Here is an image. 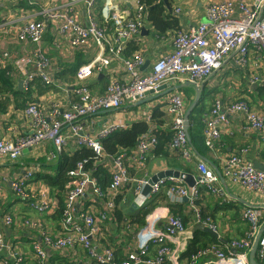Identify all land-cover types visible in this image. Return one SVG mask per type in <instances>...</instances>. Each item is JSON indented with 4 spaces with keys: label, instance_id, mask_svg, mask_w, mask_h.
<instances>
[{
    "label": "built area",
    "instance_id": "obj_1",
    "mask_svg": "<svg viewBox=\"0 0 264 264\" xmlns=\"http://www.w3.org/2000/svg\"><path fill=\"white\" fill-rule=\"evenodd\" d=\"M4 1L12 4L18 0ZM56 1L47 0L48 3ZM122 2L127 4L128 0H63L59 5L44 7L36 16L18 26L8 21L3 23V26L8 27V33L16 35L19 41L41 45L33 54L23 55L15 61L8 51L0 50V67L13 60L16 68L23 71L21 74L27 85L36 76L48 83L51 81V59L42 48L49 22L56 24L52 36L54 47L63 43L76 50L95 41L98 50L76 72L74 102H68L65 107L60 98L56 99L48 115L36 103L27 105L24 113L30 124V132L25 136L2 137L0 161H14L24 149L45 141H51L54 145L51 154L53 160L69 145V139L74 138V144L91 149L98 161H104L105 157L112 158L108 165L112 184L106 192L100 189L91 171L85 166L87 159L77 162L76 167L68 171L70 181L62 201L61 198H53L49 192L30 187L33 176L30 172L14 179L12 189L18 200L26 201L29 208L40 215L49 210L59 211L64 206V216L60 221L62 233L52 232L40 216L29 219L30 216L3 208L0 210V264H60L51 263L50 252H61L62 257H68L65 252L74 251L76 247L85 250L91 264H251L250 250L264 220L260 209L245 208L242 218L248 223L249 230L243 238L228 240L226 250L213 244L182 260L185 243L191 236L182 218L170 212L168 203L187 202V207L196 215L192 222L206 225L219 233L217 224L209 218H202L196 203L203 189L216 197L224 196L222 200L228 198L217 173L206 163L199 162L198 176H194L192 186L186 184L188 174L185 172H179L177 176H164L153 182L147 175L146 166L148 155L156 143L154 135L144 134L129 152L121 151L116 156H107L103 140L128 125L122 121L109 122L98 133L92 134L89 133L87 119L101 111L119 110L127 101L135 104L148 91L158 92L163 84L183 77L199 85L232 59L235 61L233 66L245 69L251 53L263 57L264 0H214L207 4V19L190 31L175 33L172 50L157 58L145 74L141 73L145 63L141 53L124 56L126 42L136 38L145 28V6L135 0L133 9H130ZM80 3L85 5L87 24L77 17L76 7ZM113 60L123 63L128 80L111 78L104 94H93L89 89V79L101 73ZM28 65H32L31 71L26 70ZM249 84L264 86V77L252 75ZM214 102L213 107L203 116L207 147H215L221 135V126H227L232 116H239L248 128L258 132L264 139V108L256 109L244 98L225 103L216 97ZM163 104L171 119L173 136L170 148L181 153L183 158L190 159L191 143L185 131L186 96L175 89L168 94ZM150 118L147 116L146 120ZM65 126L69 128L68 135ZM246 152V149H242L241 152L226 155L222 159V174L231 183L264 196V171L256 169L245 158ZM129 169H134V172L131 173ZM89 186L96 197L105 201L104 209L96 211L91 207L79 208L78 200L86 195ZM146 186L150 190L145 194ZM124 188L126 191L127 188L131 189L137 209L145 207L149 200L160 197L162 191L166 205L159 201L161 207L154 209L147 216L145 224L137 230L138 243L126 245L124 256L120 258L116 250L102 243L101 223L111 218L116 207L115 199L125 191ZM75 204L77 207L74 214ZM157 223L160 225L157 226ZM22 227L28 231H23ZM185 234L188 235L183 240ZM46 248L50 250L49 253ZM4 250L6 254L1 255ZM256 257L259 263H264V233ZM71 262L77 264V260Z\"/></svg>",
    "mask_w": 264,
    "mask_h": 264
},
{
    "label": "crops",
    "instance_id": "obj_2",
    "mask_svg": "<svg viewBox=\"0 0 264 264\" xmlns=\"http://www.w3.org/2000/svg\"><path fill=\"white\" fill-rule=\"evenodd\" d=\"M134 1L135 0H128L125 7L133 9ZM212 1L214 0H175L172 4V8L180 20L179 31H190L200 22L205 21L207 19V4ZM62 2L63 0H57L51 3H48L47 0H18L10 4L7 1L0 0V50L3 49L8 51L12 57L11 59L14 61L23 55L33 54L36 48H39L41 45L19 41L16 35L8 33V27L3 26V23L8 21L18 26L26 19L36 16V13L42 11L44 7L59 5ZM76 12L79 21L87 24L85 5L83 3L77 5ZM54 26H56V24L49 22V30L42 42V48L45 49V52L51 59L52 69L49 72V76L53 83L50 85L51 87L33 85L30 91H27L25 77L21 74L23 71L17 69L15 66V71L10 77L13 85H11L10 88L2 89L0 93V139L4 136H25L30 132V124L25 117L24 110L31 101H35L39 108L48 115L51 105L56 99L60 98V100L65 103V107L68 106V102H74L75 100L73 95L75 80H72L73 82L67 80L71 78V74H69L72 69L71 65L79 61H84L83 63L87 62L97 53L98 47L95 41H91L87 46L76 50H73L69 45L63 43H60L59 47H54L52 45ZM150 27V24L146 21L145 28H143L142 32L135 40L139 45L135 52L141 53L145 60L141 68L142 74L149 71L150 66L157 58L172 50V41L175 35V32H170L167 35L159 36L156 35ZM13 60H9L5 64H14ZM234 62V59H232L231 62H225L221 68L213 72L210 78H207L206 81L201 82L199 85H195L191 83L187 77H183L177 81L163 84L165 88L158 92L151 93L147 96L145 95L141 100L147 99V103L140 107L133 106V103L127 101L119 110L101 111L96 115L88 117L87 124L90 131L89 133H98L105 123L122 121L128 126H131L132 123L146 119L147 116H151L155 111L165 113V104H163V102L167 99L168 94L175 89L185 94L187 111L192 104L195 103L198 96H200V98L194 109L201 104L206 107L207 112L211 109L212 100L216 97H220L225 103L244 98L254 108H264V90L260 89V86L256 84H249V78L252 75L264 77V56L259 57L256 53H251L248 56V63L245 69L233 66L235 65ZM31 67L32 65H28L26 70L31 71ZM236 69L238 70L236 71ZM225 70L228 71L225 73ZM104 78L107 80L117 78L122 81H127V74L123 63L118 60H113L101 73L89 79V83L92 84ZM200 89L201 93L199 94L198 90ZM211 92H214L215 96L210 98L208 103H205V99L208 97L207 93ZM170 124L171 119L167 115L164 116L163 123L160 127L166 132H172ZM64 130L67 132V135L70 133L68 126H65ZM74 143L75 139L70 138L69 145H67L64 150L70 154L81 148L78 147V144ZM199 145H201L203 150H201L200 146L198 150L191 144L190 159L183 158L181 153H176L171 150L170 147L168 148L169 154L148 155V177L152 178L159 172L168 170H178L179 172L198 176L197 165L199 162L206 163L215 172L216 170L214 167H217L222 173V159L230 153L241 152L242 149L247 150L245 158L251 161L253 165L255 161L264 164V139L258 132L248 128L244 120L239 116H232L227 126H221V135L220 138L216 140L214 148L207 147L205 141ZM53 151V143L51 141H45L31 147V149H24L21 155L14 161L5 159L0 161V210L2 211L3 208L8 207L10 210H15L16 213L30 216L29 219L40 216L52 232L61 234L60 222H57L55 219L57 211L54 212L49 210L40 215L36 211L30 209L26 201L22 199L18 200L19 198L12 189V181L14 179L23 176L26 172H30L33 175L30 181L31 183H29L30 187H34L43 192H49L56 200H59L61 197L63 199L64 192L61 193V191L52 188L42 177L46 174H54L56 171L55 163H53L56 159H51ZM103 160L109 165L112 158L105 157ZM225 180L228 189L225 188L226 190H224L228 198L225 197V200H222L224 196L219 198L205 191L198 202V206L201 208V212L206 210L213 214L210 215L208 213V216L210 215L208 218H212L211 220L213 223L219 226L220 234L222 231L223 233H233V235L239 237L243 235L244 229L247 227V222L242 218L245 208L254 207L260 209L264 216V208H262V206H264V196L258 195L240 185L233 184L226 178ZM220 183L224 188L221 181ZM186 184L191 186L188 182H186ZM131 187L132 185L130 188ZM130 188H127V191L125 189V191L117 195V197H122L120 206L127 215L139 211L133 202L134 197L131 195ZM229 191L234 194V196L228 195L229 193L227 192ZM162 192L164 193V191ZM163 193H160L162 197H164ZM104 203V200L95 196L90 186L87 189L86 195L78 200L80 209L85 206L91 207L96 211L104 209ZM160 203L166 205L165 199L160 200ZM160 203L156 205L155 209L161 207ZM187 204L186 202L182 205L190 216L187 229L191 236L195 231L201 230L196 229L197 225L192 222L193 219H196V215L193 210L192 212L190 211V207H187ZM76 207L75 204L74 214ZM169 210L171 212V209ZM111 218L101 223V227L104 230V239L112 235L117 239V241H115L117 244L123 241V244L118 246V248H121L120 250H122V252H124L123 250L126 245L138 243V238L136 239L137 231H134V236L131 238V235L129 236L126 231L128 228H123L121 232H119L116 224ZM159 225L160 223H157V226ZM263 225L264 220L262 222V226ZM136 227L137 230L141 228L140 226ZM132 228L134 229V227ZM22 229L23 231H28L26 228L22 227ZM145 236L146 235L143 236V239H145ZM223 237L225 236L223 235ZM112 246L114 248L116 247L113 244ZM65 253L68 254V257H62L61 252H51V263L58 262V260H56L57 258H62L61 261L65 263H68L67 261L77 260V264H91V260L81 247H76L74 251Z\"/></svg>",
    "mask_w": 264,
    "mask_h": 264
},
{
    "label": "trees",
    "instance_id": "obj_3",
    "mask_svg": "<svg viewBox=\"0 0 264 264\" xmlns=\"http://www.w3.org/2000/svg\"><path fill=\"white\" fill-rule=\"evenodd\" d=\"M139 1L142 5L145 6L143 14L145 15L146 21L150 24L151 26L150 28L153 29L156 35L160 36V35H167L170 32H175V33L179 32L180 20L178 15L175 13L174 9L172 8V4L174 3L175 0H139ZM108 26H110V24H108ZM136 38L126 42L125 50H124L125 57H131L130 55L132 54L134 55L136 53L135 51L138 49L139 46L135 41ZM83 62L84 61H79L78 63H73L71 65L72 69L69 73L71 74V78L67 79L68 81L73 82L75 80L74 84H76V72L78 68L83 64ZM237 70L238 69H236V71ZM14 71H15L14 64H5L0 67V93L2 89L10 88L11 85H13L10 77L12 76ZM108 80L104 78L101 79L100 81H96L95 83L92 84L89 83V89L93 94L102 95L105 93L107 87L110 85V80L109 81ZM52 83H53L52 81L48 83L45 80H43L42 77L36 76V79L30 85L26 84L27 91H30V88L33 85H37L39 87H51L50 85ZM260 89L264 90V87L260 86ZM214 100L215 99L212 100L211 108L215 103ZM30 103H35V101H31ZM206 112H207L206 107L200 104L193 110V112L190 114L189 117L190 120L189 133H190L191 141L193 142V143L191 142V144H193V146L198 150H199V146L201 150H203L201 145L199 144H201L202 142L204 143L205 141L204 132H203L204 131L203 116L204 113ZM167 115L168 114L166 113V111L165 113L155 111L153 114H151V118L149 121L143 119L132 123L131 126L129 125L127 126V128L123 130L110 134L103 140L105 155L116 156L121 151L129 152L130 150L136 147L141 137L146 133H149L150 135H154L156 138L155 146L152 148L149 155L169 154L168 148L170 147V143L172 142L173 133L169 131L166 132L160 127L163 123L164 116ZM175 152L177 153V151ZM83 159L88 160L85 166L87 169L91 171L93 177L96 180V185L99 186L100 189H102L103 191L105 192L108 191V189H110L112 184V175L109 171V166L104 161H98V158L95 155V153L91 149L86 147H81L80 149H77L75 152L70 154L67 153L65 150H63L56 158V161L55 160L53 161V163H55V170H56L55 173L46 174L42 176L44 178L43 180L47 182L49 185H51L52 188L61 191V193L64 192L66 190V185L70 181V177L68 176V171L74 169L76 167L77 162ZM133 170L129 169L131 173L134 172ZM204 192L205 190L203 189L202 195ZM163 199L164 197L160 196L156 199L149 200L146 206L140 208L137 213L132 212L131 215H127L120 206L122 197L119 196L116 198V207L111 216L112 217L111 220L116 224L119 232H121L123 228L127 227L128 229L126 231L129 234V236L131 235L132 238L134 236V231H137L136 226L142 227L146 222L147 216L155 209L156 205L159 204V201ZM200 199L196 201L197 204L200 201ZM168 205L173 215L182 218L185 225H187L190 222L189 213L186 209L183 208L182 204L168 203ZM6 210H9V208L7 207ZM63 210H64V206L62 205L61 209L57 211V214L55 216L57 222H60L62 220L64 216ZM200 212H201V208H200ZM208 213L209 212L206 210L204 212L202 211L201 212L202 218L207 219L210 215H213L212 213H209L210 215L208 216ZM132 227H134V229ZM248 230H249V226L247 223V227L244 229L242 238L246 235ZM101 236H102V240H101L102 243L106 244V246L112 247L114 250H116L118 256L120 258H123L124 254L122 250H120L121 248H118L119 245L123 244V241H120V243L117 244V242H115L117 241V239H115L112 235H109L108 238L106 237L104 239L103 228L101 229ZM224 238L227 241L231 239L229 235L225 236ZM112 244L115 245L116 247L114 248ZM213 244L218 245L223 250L227 249L226 243L221 241L219 238L215 237L214 235H211L204 231H195L193 235H191V238L187 240V243H185V250L182 253L181 259L186 260L192 254L198 252L200 249L209 247ZM56 260H58V263L60 264H75L67 260L65 261H67L68 263H65L61 261L62 258H57Z\"/></svg>",
    "mask_w": 264,
    "mask_h": 264
},
{
    "label": "water",
    "instance_id": "obj_4",
    "mask_svg": "<svg viewBox=\"0 0 264 264\" xmlns=\"http://www.w3.org/2000/svg\"><path fill=\"white\" fill-rule=\"evenodd\" d=\"M165 88V85H162L159 89V90H162ZM155 91L151 90V91H148L145 95H149L151 93H154ZM198 93L200 94L201 93V89L198 90ZM199 98L200 96H198V98L196 99L195 103L192 104V106L189 108V110L187 111L186 113V116H185V131L187 133V136H188V140L189 142L191 143V137H190V133H189V128H190V120H189V117H190V114L192 113V110L194 109L195 105L197 104V102L199 101ZM147 103V99H143V100H139L138 102H136L133 106H142L144 104ZM31 149V148H30ZM254 167L260 171H264V164L259 162V161H255L254 162ZM216 172H217V175L219 176V179L220 181L222 182V184L224 185V189H228V186L226 184V180H225V177L223 176V174L221 173V171L219 170V168L217 167H214ZM178 175L179 174V171L178 170H168V171H164V172H159L158 174H156L155 176H153L151 178V181H157L159 178L161 177H164V176H169V175ZM187 182L192 186L195 182V178H194V175L193 174H188V177H187ZM225 189V190H226ZM150 190V187L149 186H146L145 190H144V193L146 194L148 191ZM229 193L228 195H231V196H234V194H232L230 191L227 192ZM262 208H264V206H262ZM196 229L198 230H201V231H204V232H207L211 235H214L215 237L219 238L221 241L223 242H227V240L223 237H221L219 235V233L213 231L212 229H210L208 226L206 225H197L196 226ZM7 232L9 233V231L7 230ZM264 233V225L262 226V228H260L259 232L257 233L255 239H254V242H253V245L251 247V250H250V254H249V261L251 264H264V263H259L258 260H257V251H258V246H259V241H260V238L262 237ZM47 249V248H46ZM47 252L49 253L50 250L47 249ZM51 253V252H50ZM6 254V251L4 250L1 255H5Z\"/></svg>",
    "mask_w": 264,
    "mask_h": 264
},
{
    "label": "rangeland",
    "instance_id": "obj_5",
    "mask_svg": "<svg viewBox=\"0 0 264 264\" xmlns=\"http://www.w3.org/2000/svg\"><path fill=\"white\" fill-rule=\"evenodd\" d=\"M122 4H124V5H126V3H124V2H122ZM228 70H225L224 72L226 73ZM222 86V85H221ZM219 87H220V84H219ZM207 96L208 97H206V101H205V103L207 102H209L210 101V98H213L214 96H215V93L214 92H211V93H207ZM146 169L148 170L149 169V162H148V165L146 166ZM131 195H132V192H131ZM133 202H134V198H133ZM187 206H188V204H187ZM189 233V232H188ZM221 234L222 235H224V236H230L231 238H242V236H239V237H237V236H235V235H233V233H223L222 231H221ZM188 234H185V235H183V240L186 238L185 236H187ZM221 237H223V236H221ZM224 238V237H223Z\"/></svg>",
    "mask_w": 264,
    "mask_h": 264
}]
</instances>
